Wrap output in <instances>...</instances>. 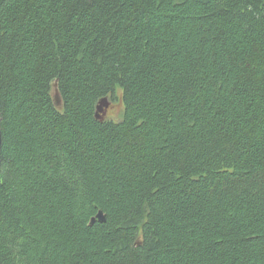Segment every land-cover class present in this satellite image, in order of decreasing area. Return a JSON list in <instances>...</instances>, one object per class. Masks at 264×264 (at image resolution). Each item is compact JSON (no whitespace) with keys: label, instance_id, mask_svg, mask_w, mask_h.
<instances>
[{"label":"trees","instance_id":"obj_1","mask_svg":"<svg viewBox=\"0 0 264 264\" xmlns=\"http://www.w3.org/2000/svg\"><path fill=\"white\" fill-rule=\"evenodd\" d=\"M0 135V264H264V0H0Z\"/></svg>","mask_w":264,"mask_h":264},{"label":"water","instance_id":"obj_2","mask_svg":"<svg viewBox=\"0 0 264 264\" xmlns=\"http://www.w3.org/2000/svg\"><path fill=\"white\" fill-rule=\"evenodd\" d=\"M52 87H53L54 100L59 102L60 98H59V93H58V89H57V83L54 82ZM108 106H109L108 97H102V99L99 101V105L97 106V110H96V114H95L96 118H98L99 120H103ZM0 149H1V135H0ZM105 219H106L105 213L99 209L97 211L96 215L90 219L89 224H93L94 221H96V220H98L99 222H104Z\"/></svg>","mask_w":264,"mask_h":264},{"label":"rangeland","instance_id":"obj_3","mask_svg":"<svg viewBox=\"0 0 264 264\" xmlns=\"http://www.w3.org/2000/svg\"><path fill=\"white\" fill-rule=\"evenodd\" d=\"M117 93L119 96L120 95L119 92ZM122 106L123 105L117 100L112 101V103L110 102L107 113L105 114L104 118H106L107 120H113V121L120 120L121 115H122Z\"/></svg>","mask_w":264,"mask_h":264},{"label":"bare ground","instance_id":"obj_4","mask_svg":"<svg viewBox=\"0 0 264 264\" xmlns=\"http://www.w3.org/2000/svg\"><path fill=\"white\" fill-rule=\"evenodd\" d=\"M101 99H102V98H101ZM101 99H99V101H100ZM108 100H109V99H108ZM99 101H98V103L96 104L95 114H96L97 106L99 105ZM109 104H110V101H109ZM108 107H109V106H108ZM107 109H108V108H107ZM98 210H99V209H98ZM98 210H97V211H98ZM100 210H101V209H100ZM102 211H103V210H102ZM96 213H97V212H96ZM96 213H95V215H96ZM95 215H93L92 217H94ZM92 217H91V218H92ZM91 218H90V219H91ZM96 221H98V220H96ZM89 222H90V221H89ZM94 222H95V221H94Z\"/></svg>","mask_w":264,"mask_h":264}]
</instances>
